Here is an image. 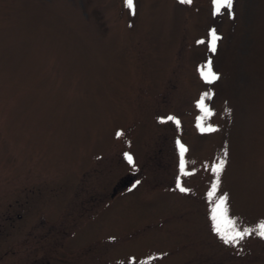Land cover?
Wrapping results in <instances>:
<instances>
[{
    "label": "rangeland",
    "instance_id": "rangeland-1",
    "mask_svg": "<svg viewBox=\"0 0 264 264\" xmlns=\"http://www.w3.org/2000/svg\"><path fill=\"white\" fill-rule=\"evenodd\" d=\"M261 221L264 0H0V264H264Z\"/></svg>",
    "mask_w": 264,
    "mask_h": 264
},
{
    "label": "snow or ice",
    "instance_id": "snow-or-ice-1",
    "mask_svg": "<svg viewBox=\"0 0 264 264\" xmlns=\"http://www.w3.org/2000/svg\"><path fill=\"white\" fill-rule=\"evenodd\" d=\"M180 2L190 4L192 0H180ZM233 3L234 0H214L217 13H220L222 9L231 10ZM125 6L128 7L130 11L133 12V14H135V0H125ZM211 36H212V41H211L212 51H215L216 41L219 40L220 37L216 34L215 30L212 31ZM204 78L209 82H214L215 80L219 79V75L215 72H212L209 69V72L204 74ZM205 95L207 96V93ZM199 103L200 106L205 110V112H207L208 109L205 107L204 101L201 100ZM161 119L163 121L165 118H161ZM166 119L173 120L176 123H179V121H176L175 117L172 116H169ZM209 130H214V129H209ZM180 147H181V156H183V153L186 151V149L184 148L183 145H181ZM225 155L227 154L225 153ZM127 159L129 160L130 163L132 162L131 156H127ZM224 163L225 161L221 160L212 169V171L217 174V179H216V183L212 185V191L208 193L209 197H212L218 188L219 173L222 172ZM183 166L184 165L182 161L181 167L183 168ZM180 190L185 192L189 191L188 189L183 187H181ZM226 201H227V195L226 194L221 195L220 197H218V203L215 204V207L213 209L212 219L216 221L215 231L221 237V239L224 240L225 243H237L239 240H242L246 235H251L253 231H256V229H244L243 231H241L238 228L236 221L231 219L227 215ZM258 229L259 231H257L256 234L264 238V221H261L259 223Z\"/></svg>",
    "mask_w": 264,
    "mask_h": 264
}]
</instances>
